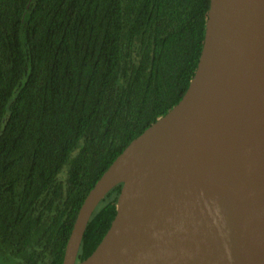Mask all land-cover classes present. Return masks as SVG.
Segmentation results:
<instances>
[{"label":"trees","instance_id":"1","mask_svg":"<svg viewBox=\"0 0 264 264\" xmlns=\"http://www.w3.org/2000/svg\"><path fill=\"white\" fill-rule=\"evenodd\" d=\"M210 0H0V264H61L77 212L183 97ZM122 184L90 216L99 244Z\"/></svg>","mask_w":264,"mask_h":264},{"label":"water","instance_id":"2","mask_svg":"<svg viewBox=\"0 0 264 264\" xmlns=\"http://www.w3.org/2000/svg\"><path fill=\"white\" fill-rule=\"evenodd\" d=\"M120 183L110 227L76 262ZM61 264H264V0H210L186 92L88 192Z\"/></svg>","mask_w":264,"mask_h":264}]
</instances>
